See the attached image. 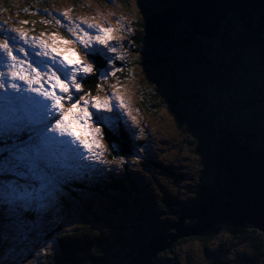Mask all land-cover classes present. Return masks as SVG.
I'll use <instances>...</instances> for the list:
<instances>
[{
    "label": "rangeland",
    "instance_id": "rangeland-1",
    "mask_svg": "<svg viewBox=\"0 0 264 264\" xmlns=\"http://www.w3.org/2000/svg\"><path fill=\"white\" fill-rule=\"evenodd\" d=\"M8 1L7 5L4 0H0V41L5 39L11 41L15 37V43L10 42L9 46L13 48L18 59L26 60L32 64V67L41 72H48L49 75L51 71L56 70V67L63 68L60 61H64L65 64L68 61L74 64L79 61L78 69L92 65L91 72L85 73L82 70L76 72V81L81 87L77 92L70 86L71 100L67 99L68 94L60 93L58 88L51 89V82L47 76L44 77L43 83L46 88L55 91L57 95L65 96L61 101L64 109L69 108L71 103H75L83 96L89 101L93 97L108 100L112 110L104 111L103 116L106 119L98 123L97 110L91 107V104L87 105L92 118L86 125L82 122L77 123L69 114L72 128L77 135L89 143L96 141L99 147L94 146L93 151L89 152L79 144V141L75 144L70 143L72 137H58V134H54L63 142L51 160V162L59 160V167L56 169V165L54 170L49 168L47 178L43 181L25 179L8 170L9 161L5 157L15 151V145L21 143L13 138L17 132L21 133V128L31 127L27 121L29 116L36 118L37 108L34 101L42 98L36 97L35 93L13 94L9 90L7 96L18 97L14 105L15 114H12L6 110L7 96L5 91L0 89V141L3 139L7 141L0 143V158L6 159L5 163L0 164V212H2L0 231L3 232L0 235V264H58L59 251L56 238L59 236V230L67 228L74 220L78 222L82 219L81 223L90 222V215L85 208L88 203L94 205L98 212L99 220L94 221L96 228L99 226L105 228L107 223L116 228L124 226L121 233L106 231L108 236L121 237L119 242L111 240L115 253L119 254V250L128 249L127 242L131 245L139 236L161 233L158 230L161 227L159 216L165 215L170 219L174 211L183 206L190 207V201L199 192L198 185H210L215 177L212 154L209 155L211 164H207L195 150L200 152L205 146L203 143L205 141L200 134L201 142L196 134L201 128L199 122L201 117L196 115L198 111L194 108L197 103L193 101L198 102L200 99L202 102L206 99L205 103L208 102L206 104L223 108L224 113L219 119L225 125L228 121L227 116L237 112L241 120L237 119L235 123L237 130L251 133L253 144L264 147V57L262 55L264 41L247 42L244 47L242 44L231 51L232 49L226 47L222 39L212 37L211 53L203 52L205 60L200 65V63L194 64L195 59L190 48L185 50L179 48L182 38L186 35L184 24L177 28L176 35L173 33L166 38L154 36V39H151L152 49L144 46L138 50L131 43L135 30L143 28L141 23H143L142 18L146 16V6H151L156 12L167 7L168 0L161 2L156 0ZM65 13L67 15H64ZM89 25L93 27L89 28ZM229 26L223 22L218 33ZM99 29L111 31L105 34ZM21 33L24 34V39L20 38ZM229 35L237 42L236 32ZM256 35L260 36V33ZM97 36L106 39L107 44H101L96 39ZM197 38L207 39L203 36ZM108 47L115 48V52L108 51ZM20 48H24L27 55L20 53L18 51ZM40 51H47L48 55L36 56V52ZM97 53L99 58L96 59L107 67L109 77L99 78V74L95 75L99 67L95 68L98 62L95 63L92 56ZM122 59L130 60L127 66H131L125 79H121L123 75L121 77L117 74L118 62ZM207 60H210L217 72L212 70L208 73L204 71L202 75L199 73L202 82L198 83L195 76L205 69ZM9 63L5 55L0 53V71L7 73ZM207 68L208 66L206 70ZM23 69L27 74L29 70L26 64L23 65ZM57 75L62 80L65 79V75L71 79V71L57 72ZM91 75L97 79V93L88 96L82 91V86L85 79ZM193 76L197 81L195 90H201V86H204V90L199 93V99L196 97L197 100L195 98L186 100L184 96L188 98V95L193 96L195 93L194 89L186 86L187 81H185ZM5 78L7 79V76ZM151 78H156L154 84L149 83ZM156 80L159 82L157 88ZM16 83L26 87L23 81ZM165 88L170 100L159 102L163 99L159 91ZM193 90L194 93H191ZM155 97L158 98L159 106L146 103L141 106L143 100ZM254 98L257 100L254 101ZM209 100L212 101L209 103ZM121 101H123L122 107ZM48 103L50 105L51 101ZM84 106V102L81 101L78 108ZM203 107L206 109L208 105ZM53 116L58 118L59 113L53 111ZM49 120L54 123L53 117H49ZM181 123L186 124L188 128ZM102 125L115 132L117 136V129L128 130L130 135H133L132 143H136L137 148L131 146L134 152L131 155L125 154L126 158L111 159L110 148L119 149L124 147V144L120 142V147L115 142L114 147H109L103 137ZM96 127L100 128L99 133L95 132ZM12 133L14 134L11 135ZM215 139L216 136L212 141ZM5 147L11 148L8 155L3 153ZM140 148L143 155L136 152ZM143 156L155 161V164L151 167L146 163L143 165L141 163ZM124 163L127 166H124ZM123 167L134 170L133 172L128 170L132 172L130 178L134 181L132 197L129 198L127 195L119 194L118 190H111L106 178L107 174L116 177L115 179L124 176ZM68 172V175H74L71 179L78 182H65V179L70 180L65 176ZM72 182L85 184L86 187L75 191L73 189L75 186L70 184ZM174 182L178 191L173 188ZM17 183L21 187L26 186L33 195L22 207H10L3 199L4 188ZM93 186H98L99 191H92ZM157 189L158 192L168 193L166 199L172 202L165 213L158 206L157 199L160 198V194L158 195ZM69 192L79 201H74ZM61 195L70 199L67 206L58 200ZM117 198H124L126 207H130L116 206L114 202ZM28 208L34 209L35 218L25 225L22 215ZM55 210L61 211L62 215L53 213ZM139 214L143 215L145 222L141 223L137 220ZM59 225L60 229L57 227ZM230 231V228L218 227V233L208 242L210 248H206V251H203L202 241L198 239L177 244L174 253L161 257L159 262L160 264H216L223 261L234 264L236 261L247 260L249 247L241 245L238 239H232ZM100 249L103 250L104 245L101 244ZM182 258H187V262H181Z\"/></svg>",
    "mask_w": 264,
    "mask_h": 264
},
{
    "label": "trees",
    "instance_id": "trees-1",
    "mask_svg": "<svg viewBox=\"0 0 264 264\" xmlns=\"http://www.w3.org/2000/svg\"><path fill=\"white\" fill-rule=\"evenodd\" d=\"M5 3L8 5L9 1L8 0H4ZM157 2H161V0H156ZM169 5L165 8L160 9L159 11L154 12L151 8V6H146V16H144L143 19V23H141V25H143V28L141 29H136L135 30V35L131 37V43L133 45L136 46V48L138 50H140L142 47H146V48H151L152 49V42L151 39H154V36H159L160 38H166L171 36V34L176 35L175 31L177 30V28L182 25L185 24L186 25V21H185V16L183 14V12L178 8L175 0H168ZM154 6V5H153ZM228 19L229 22L231 23L229 27H224L218 34L216 37L213 38H220L222 39L223 43L226 45V47L231 48L233 51L234 49H237L238 46L243 44V47L245 46V44L248 43H256V40H259L260 42L264 41V29H262V32L260 33V36L256 35V34H249L246 32V29L240 24L238 16L235 12H231L228 15ZM41 27L43 25H41L40 23H38ZM182 30H184V28H182ZM232 32H236V34L238 35L237 37V42L234 41L235 38L230 37L229 33ZM185 37L182 38V41L180 42V46L179 48L181 50H185L190 48L191 49V53L193 54V57L195 59V63H201L203 64V60H205V57L203 56V52H210V46L211 43H213V39L211 38H197L195 36H193L191 34V32L189 31L187 25H186V29H185ZM232 38V39H231ZM207 40V41H206ZM264 44V42H263ZM262 44V45H263ZM134 46V47H135ZM264 46V45H263ZM211 53V52H210ZM264 57V53L262 54ZM96 57V56H95ZM94 57V58H95ZM130 60H120L118 62V70H117V74L118 75H123L121 77V79H125L126 76L129 74L131 66L128 67L127 62ZM210 61V60H209ZM207 60V64L206 66H208L207 70H206V66L205 69L202 72H198V74L195 76L198 80V83L201 81L202 79L201 77H199V73L200 75H202L204 73V71H207V73L210 71H215L217 72V69H214V66H212L211 62H209ZM138 63V62H136ZM103 65V63H98L97 66H101ZM199 69V68H198ZM249 69V68H248ZM195 72V71H194ZM96 75V74H95ZM186 78V77H185ZM156 79V78H155ZM153 78L150 79V84H154V80ZM186 86H188V88L190 87L191 89L196 88V79H194V76L192 78H188L186 79ZM97 79L95 78L94 75H91L90 77L85 79L84 85L82 86V91H84L85 93L88 94V96H93L97 93ZM149 84V85H150ZM155 87L157 88L159 86V82L158 80L155 81ZM189 88V89H190ZM193 92L191 93H194ZM204 90V86H201V90L196 89L195 93L184 96V98L186 100L188 99H193L195 98L197 100L196 97H198L199 99V93ZM159 95L163 97V99H161L159 102H162L165 99H169L170 97L167 96V90L165 89H161L159 91ZM154 96V95H153ZM167 96V98H166ZM172 98V97H171ZM209 98H211L209 96ZM157 97H155L154 99H146L143 100L141 102V106H144V103L146 104H152L153 106L157 107L159 106V102L157 101ZM257 99L254 98V101H256ZM157 101V102H156ZM172 101V100H171ZM174 101V100H173ZM205 101H207L206 99H204V101L199 99L198 102L193 101V103H197L196 107L194 109H196L197 112V116L201 117L200 119V124H201V128L199 130L198 134V139L202 142V139L200 138V134L201 136H203L204 141L203 143H205V146L200 150H196V152H198L199 157L204 159V163L206 162L207 164L210 163L211 164V154L213 156V162L212 164H214V169H215V177H214V181L212 184H200L198 185V190L199 192L196 194V197L194 199H192L189 203V206H197L199 204H201L202 202L206 201L216 190H218L219 188L222 187L223 185V175H224V171L222 169V167L219 164V160H218V152H219V148L221 145V139L223 134L225 133V131L228 128H231L233 131L234 135L240 136L241 138H243V144L247 145L253 152H256L259 156H264V147L262 146H257L256 144H253L252 141V134L251 133H245V132H241L240 130H237V125L235 123H237V119L239 121L240 118L238 117L239 115L236 113H232L229 116H227L228 121L225 122L226 125L220 121L219 117H222L224 110L223 108H219V107H215L212 106L211 104H206L208 102L205 103ZM212 100H209V103ZM205 103V104H204ZM208 107L205 109L203 106H207ZM143 108V107H142ZM144 110V109H143ZM229 114V112L227 113V115ZM248 116V115H247ZM187 122V121H186ZM184 127L188 128V126L184 123H181ZM103 128V137L105 139V141L107 142V145L109 147H112L113 144L115 142H117L120 145V142H124L130 149H131V154L134 152V150L131 148V146H133L134 148L136 146V143H132V141L134 140L133 135H130L129 131L124 129V131L119 130L117 132L118 136L115 135L113 132L110 131V129H108L106 126L102 125ZM27 128V127H24ZM193 128V127H192ZM194 129V128H193ZM21 133L17 132L15 138H13V140H16L18 142L21 141H28V138L24 132L23 129L21 128ZM195 131V129H194ZM196 132V131H195ZM14 133H12L11 135H13ZM216 136L215 141H212V138ZM14 137V136H13ZM8 139L11 140L10 137H8ZM3 142H7L5 139L2 140ZM0 141V143L2 142ZM114 147V146H113ZM121 147V145H120ZM117 147H114V149L110 148L109 151V157L112 159H122V158H126V153L122 151V148L119 149H115ZM10 149L11 148H6L5 147V151L3 153H6L5 155H8L10 153ZM138 154L143 155L142 153V148H140L139 150L136 151ZM2 156L4 154H1ZM210 155V156H209ZM6 158V157H5ZM1 159L0 158V164L1 163H5L6 159ZM141 163H146L148 164V166H152L153 164H155V161L150 160L148 158H146L145 156H143V158H141ZM201 164V163H200ZM144 165V164H143ZM124 166H127L126 163H124ZM125 169L124 176H118V179H115L112 175L107 174L108 180L107 183L110 184V189L115 191L118 190L119 194L125 196L127 195V197H132L131 191L133 192V179H131L130 177V173L132 174V172L134 170L132 169H128V167H123ZM128 170L132 171L129 172ZM128 171V174L125 175V172ZM129 175V176H128ZM172 179V178H171ZM113 180V181H111ZM173 181V179H172ZM66 182V180H65ZM73 185V187L75 186V188H73L75 191H79V189H81L82 187H86L85 185L79 184V183H70ZM69 184V185H70ZM174 186L173 188H175L178 191V187L177 185H175V182L172 183ZM70 187V186H68ZM129 187V189H128ZM94 190V192H98L99 187L98 186H93L92 187ZM133 188V189H132ZM159 189H157L158 192ZM75 195L76 192H74ZM70 196L72 197V199L74 201H79L78 199H76L75 197H73L72 193L69 192ZM160 194V198L157 199V203L158 206L161 208V211H163V213L167 212L170 204L172 203L171 201H167L166 199V195L168 193L164 192V191H159L158 195ZM59 201L61 204H64L65 206H67V204L70 202V199L68 198V196H64L61 195L60 197H58ZM114 202V201H113ZM168 202V203H167ZM116 206H122L125 208L126 207V202L124 198H117L115 200ZM223 202L221 201L218 205H222ZM59 205V204H58ZM188 207V206H187ZM86 211L87 213L90 215V222L87 223H81V220H79L78 222L71 221V224H68V227L63 229V230H59V236H57L56 241H57V249H58V253H59V257L57 258V263L58 264H128L129 258L132 256H135L138 254V252L140 251V249L143 247L144 244H146L148 242L149 239L155 238L157 236L156 235H151V236H139L138 240H136L133 244H129L127 242V247L128 249H122L119 250L120 253H115L116 251L112 248V243L115 241L120 240V236L119 237H113V236H108V234L106 233V231L108 232H113V231H117L118 233H121L124 230V226H120L119 228L114 227L112 224L107 223L105 228L102 227H98L96 228V224L95 222L97 220H99L97 214V210L95 208L94 205H92L91 203L86 204ZM186 207L183 206L182 208H179L178 210L174 211V213L171 214L170 219L165 216V215H160L159 219L161 220L160 225L161 227L158 228L159 232L161 231V233H172L173 231H175L173 229V231H171L170 227L171 225L174 223L176 224L177 221H179L181 214L183 211H185ZM59 213L60 215H62V213H60L61 211L59 210H55L53 211V213ZM133 212H136L133 210ZM2 212H0L1 214ZM34 213V209L33 208H28L26 210V213L22 215V221L23 223H26L25 225H28L29 221L35 218ZM137 220H139V222L143 223L145 222V219L143 218L142 214H139V216L137 217ZM95 221V222H94ZM194 219H187L184 221V225L189 226L192 223H194ZM95 224V225H94ZM96 226V227H95ZM223 226V227H227L230 228V234L233 236L232 239H238L239 243L243 246H248L250 251L249 253H247L249 256L247 257V260L245 261H241V262H235L234 264H262V259L264 257V247H263V243H264V237L263 234L255 228H252L249 226L248 223H246L245 225H241V224H236L234 222L231 221H222V222H218L214 225H212L210 228H208L207 230H204L201 234L195 235V236H187V237H183V238H179L178 240H176L175 242L172 243V245L164 250H162L161 252H158L152 259H151V264H160L159 259L161 257H164L170 253H174V249L176 248L177 244H181L184 242H188L194 239H198L202 241V247H203V251H206V248H210L209 246V241L212 240L218 233V227ZM138 227V225H137ZM121 228V229H120ZM2 231H0V235H2ZM36 238V236L34 237V239ZM114 238L116 240H114ZM41 239V237H40ZM42 240V239H41ZM110 240V242H109ZM111 240H113V242H111ZM104 245V249L101 250L100 249V245ZM124 246H126L125 244H123ZM113 252H112V251ZM115 251V252H114ZM181 262H187V258H182ZM56 263V262H55ZM216 264H227L223 261H219L216 262Z\"/></svg>",
    "mask_w": 264,
    "mask_h": 264
},
{
    "label": "water",
    "instance_id": "water-1",
    "mask_svg": "<svg viewBox=\"0 0 264 264\" xmlns=\"http://www.w3.org/2000/svg\"><path fill=\"white\" fill-rule=\"evenodd\" d=\"M185 16L186 25L193 36L212 38L218 34L223 22L230 25L228 15L235 12L240 24L249 34H259L264 28V0H175ZM184 24V28L186 29ZM99 78L107 72L101 68ZM125 146V145H124ZM123 152L129 151L123 147ZM219 164L224 171L223 185L206 201L190 206L182 212L179 221L172 224V233H159L149 239L128 264H151V259L170 247L179 238L201 234L212 225L231 221L249 224L264 237V156H259L243 138L228 128L222 136L218 152ZM224 200L222 205H217ZM195 219L189 226L184 221ZM264 247V243H263ZM264 264V257L262 259Z\"/></svg>",
    "mask_w": 264,
    "mask_h": 264
},
{
    "label": "snow or ice",
    "instance_id": "snow-or-ice-1",
    "mask_svg": "<svg viewBox=\"0 0 264 264\" xmlns=\"http://www.w3.org/2000/svg\"><path fill=\"white\" fill-rule=\"evenodd\" d=\"M64 15H67L65 13ZM93 27L92 25L88 26ZM100 32L111 31L110 29H99ZM21 39H24V34L21 33ZM96 39L101 44H107L106 39H101L97 36ZM15 43V37L10 40L5 39L0 41V53L5 55L6 60L10 61L8 64L9 71L7 73L0 71V89L5 91L7 96L9 90L13 94L21 93H35L36 97L42 98L34 101L37 108L36 118L33 119L31 116L28 118V125L31 126V135H29L28 141H21L19 145H15V151L10 153L6 159L9 161V171L13 174L25 178V179H35L43 181L47 178V173L49 168L52 167L51 160L55 155L56 150L62 145V141L58 137H72L70 143L75 144L79 141V144L83 148L87 149L89 152L93 151V147H99L96 141L89 143L87 140L81 139L77 133L73 130L72 124L69 120V114H71L77 123L82 122L87 124V121L92 118V114L88 111L87 105L91 104V107L97 110V122L104 121L106 118L103 116L104 111H111L112 106L108 100H100L97 98H92L91 101L85 100L83 96L71 103V106L64 109L61 101L65 99L63 95H57L55 91L51 89L58 88L60 93L68 94L67 99L71 100L70 86L75 89V91H80V84L76 81V72L82 70L85 73L92 71V65L89 64L82 69H78L77 65L79 61L75 64L72 61H68L65 64L64 61H60L63 66L56 67L55 71H51L49 75L48 72H41L37 68L32 67L31 63L26 60L18 59V56L14 53L12 47L9 44ZM115 48L108 47V51L115 52ZM20 53H25L24 48L18 50ZM27 55V53H25ZM47 51L36 52V56H47ZM55 61V57H53ZM27 65L29 70L25 74L23 65ZM71 66V67H69ZM63 71L67 73L71 71V79L65 75V79L62 80L57 72ZM7 76V79L5 78ZM47 76L48 80L51 82V89L44 86L43 80ZM16 81H23L26 87H22L21 84L16 83ZM38 85V86H34ZM18 97L7 96L6 100V110L9 113L15 114V103ZM31 99V98H29ZM48 101H51L49 105ZM81 101L84 102V107L78 108ZM123 106V101H121V107ZM53 111L59 113V117L53 116ZM49 117H53L54 123L49 120ZM95 132L99 133L100 128L96 127ZM54 134H58L54 135ZM33 193L28 191L27 187H21L18 183L16 185H7L4 188L3 199L6 205L12 207H22L26 200L32 197Z\"/></svg>",
    "mask_w": 264,
    "mask_h": 264
},
{
    "label": "bare ground",
    "instance_id": "bare-ground-1",
    "mask_svg": "<svg viewBox=\"0 0 264 264\" xmlns=\"http://www.w3.org/2000/svg\"><path fill=\"white\" fill-rule=\"evenodd\" d=\"M99 54L101 55V51H99ZM99 54L97 53L95 56L97 57V58H99ZM23 129V132L26 134V135H31V127H27V128H22ZM124 129V128H123ZM119 130H121V128H119V129H117V131L116 132H118ZM111 131V130H110ZM112 132V131H111ZM115 133V132H114ZM123 144H124V142H122ZM122 150H123V148H122ZM59 162V160H57V161H52L51 162V164H52V167H51V169H53L54 170V167L56 166V169L59 167V165H60V163H58ZM69 174V172L67 173V175H65V176H68L69 178H70V180L69 179H65L66 180V182H68V181H73V182H78V181H76V180H74V179H71V178H73L74 177V175L72 176V175H68ZM79 184H82V183H79ZM82 185H85V184H82ZM224 202V200H220L219 201V203L220 202ZM218 203V204H219ZM190 219H197V217H194V218H190Z\"/></svg>",
    "mask_w": 264,
    "mask_h": 264
}]
</instances>
